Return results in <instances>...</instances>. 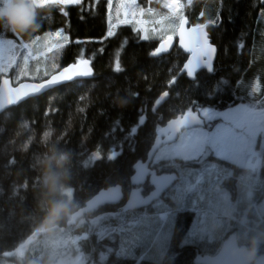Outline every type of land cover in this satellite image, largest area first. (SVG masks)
<instances>
[{
    "label": "trees",
    "instance_id": "16d2710c",
    "mask_svg": "<svg viewBox=\"0 0 264 264\" xmlns=\"http://www.w3.org/2000/svg\"><path fill=\"white\" fill-rule=\"evenodd\" d=\"M161 1L139 0L138 12L148 10L143 12L145 20L156 21L171 14V18H188L191 25L206 26L218 51L212 71L202 70L195 80L182 75L171 85L188 55L178 45L160 57L152 55L160 41L146 40L136 22L124 21L122 0H82L76 5L38 8L40 27L19 34L25 41L35 39L40 47L54 44L46 50L45 59L50 62L51 73L57 66L61 69L85 60L90 61L94 76L30 98L0 115V257L7 254L5 258L13 264H34L46 260L42 255L53 253L56 245L49 249L45 243L33 246L37 237L46 234L38 228L51 200L70 199L74 213L111 186L121 185L127 198L134 165L147 157L158 125L185 114L187 109L226 110L240 103L264 106V0H194L189 6V0H179V11L170 10ZM109 30L114 35L108 36ZM9 32L0 26V33ZM117 63L120 71L116 70ZM165 91H169L167 101L153 113L155 101ZM119 99L129 103L120 106ZM144 115L148 117L145 125L130 135ZM53 145L71 154L68 194L49 195L42 184V161ZM113 148L120 155L108 161ZM97 151L102 159L82 169L81 162ZM71 218L65 216L58 222L55 231L59 233L54 237L59 246L61 235L68 236L69 241L88 236L85 242L71 244L70 255L81 253L95 259L109 246L108 240H98V226H88L85 219L69 226ZM81 220L85 221L83 226H79ZM182 236L183 231L177 232L174 251L161 261L138 262L139 258L107 254L104 264H201L196 261L202 254L200 247L179 246ZM30 237L32 243L23 250L28 254H16L14 251ZM31 246L33 250L28 252Z\"/></svg>",
    "mask_w": 264,
    "mask_h": 264
},
{
    "label": "snow or ice",
    "instance_id": "6c2138e0",
    "mask_svg": "<svg viewBox=\"0 0 264 264\" xmlns=\"http://www.w3.org/2000/svg\"><path fill=\"white\" fill-rule=\"evenodd\" d=\"M3 2L4 0H0V4ZM81 2L82 0H36L38 8L50 5L80 4ZM64 14L67 15L66 12ZM186 22L181 17V29ZM204 27L206 26H197L189 32L190 38L195 39L199 50V54L184 65L186 75L193 80L197 69L201 66L209 71L212 70L211 60L216 51L209 42ZM61 34L62 30L55 35L60 37ZM107 35L112 36L114 33L109 30ZM63 39L67 41L68 37L64 36ZM181 41H183L182 32ZM21 47L28 49L29 45L23 44ZM239 47L242 48L243 45ZM15 48L14 40L5 39L0 33V49L9 53L0 55V74L8 73L15 65L17 59ZM164 50H166L165 46L161 45L152 55H158ZM189 51L192 49L190 48ZM29 55L31 53L22 57L25 65ZM79 63L88 66L85 71L74 72L73 70L78 65L73 64L65 68L59 76H52L44 83L33 85L30 90L27 87L23 90L18 88L14 90V93L10 91L8 95H0V110L7 105L19 103L22 99L39 92L48 85L71 80L74 75H91L90 61L81 60ZM116 70H121L119 63H117ZM3 83L7 85L9 81L5 79ZM168 95L169 93L165 91L155 103L159 105ZM213 121L218 122L213 123ZM143 123L144 117L142 116L138 124L143 125ZM135 132L136 128L131 129L130 135H135ZM258 138L259 145L257 144ZM118 155L120 153L113 148L106 159L115 161ZM101 159V154L98 151L94 152L81 162L80 167L88 169ZM177 159L186 162L183 168L174 163L167 165V162H174ZM162 162L177 170L174 173L161 172L158 174L160 169L155 165ZM225 164L231 167L222 166ZM262 167H264V108L257 109L241 104L227 112H217L210 108H202L196 112L187 109L186 114L171 120L165 128L157 130V139L147 161L135 164L134 175L131 177L135 190L132 191L131 199L127 204L114 214L98 215L93 220L92 223L98 226L95 236L101 241L107 239L109 244L99 254V259L106 260L107 254L116 257L131 256L133 249L148 252L153 247H158L163 251L167 246L176 214L186 205H193L195 201L199 215L192 230L187 234V240L209 242L207 229L209 217L220 214L230 215L234 217L233 222L236 226L232 232L220 239L219 242L224 246V250L206 264H241L239 257L234 255L237 244L236 236L233 234L246 235L256 226L257 219L264 223V195L253 203L251 199L253 192L248 193V204L253 210V215L250 220H241L239 217L243 213L237 212L241 197L237 195L231 199L225 198L222 196V190L229 181L235 182V187H238L245 178L243 175L245 169L258 182L259 170ZM232 168L239 169V172L234 173ZM145 184L148 190L141 195ZM119 198V188H113L100 192L91 199V204L96 208L105 202L114 203ZM133 209L136 211H132ZM150 212L155 214L150 215ZM110 220L115 223H106Z\"/></svg>",
    "mask_w": 264,
    "mask_h": 264
},
{
    "label": "rangeland",
    "instance_id": "374dc122",
    "mask_svg": "<svg viewBox=\"0 0 264 264\" xmlns=\"http://www.w3.org/2000/svg\"><path fill=\"white\" fill-rule=\"evenodd\" d=\"M138 3H139V0H135V3H133V0H122L123 7H122L121 15L124 11V16H123L124 21L127 20V22H131V21L136 22L140 26L139 28L142 29L143 36L146 40L157 42V41H162L163 39L169 36H174L176 34V31L178 29V22L181 21V17L179 15H175L171 18L170 16L172 15L169 14L170 16L167 15L163 18L157 19L156 21L145 20L144 19L145 16L143 12L148 11V10H142L141 12H138V9H137ZM161 4L168 6L167 0H162ZM71 5H76V4H71ZM262 22L264 23V14H262ZM262 28L264 29L263 25H262ZM3 38L14 40L16 44V48L14 49V52L17 56V59H16L15 65L9 70L8 73L0 74V80L2 78H7L8 76H10V78L13 81V84H18L23 81L40 82L48 78L54 73V72L51 73V68L47 64L50 62L45 60L47 58L46 53L48 52L46 50L50 49V47L54 45L53 43H49L45 45L42 44L43 46L40 47L39 46L40 44L35 45V39H30L28 41H25L19 36V34H16V33L14 34L13 32L6 33L5 35H3ZM23 44H28L29 48L28 49L22 48L21 46ZM36 46L40 47V49L37 48ZM28 53H31V55H29L28 62L25 65L22 57L25 55H28ZM6 54H9V53H7V51L4 49H0V55H6ZM58 69H59V66L56 67V71ZM3 75H5V77H3ZM241 104H244V103L237 104L226 110H217L213 108H210V109L217 111V112H227L230 109L237 107ZM204 108H209V107H204ZM253 108L261 109V108H264V106L260 107L257 105L256 107H253ZM217 122L218 121H213V123H217ZM257 143H260L259 138L257 139ZM245 173L246 172H244L243 175H245ZM247 175L250 178H252L248 172H247ZM249 190L253 192V196L251 198L253 203H255L256 200H259L260 197L264 195V185L261 184L260 180L256 183V185H254L253 188L249 185ZM243 195L247 199V201H249L248 193H244ZM222 196L230 199L228 194H222ZM239 196L241 197V194ZM165 203H168V201H165ZM188 207H190V205L182 209L180 213L184 212V210ZM197 207L198 205H195L194 207L192 206L191 211L195 213V219L190 223L189 229L183 239V243L184 244L199 243L200 246L202 247V254L210 255L213 252H215L216 249L221 247L220 245L222 244H220L219 241L225 236V233L229 229L234 228L236 226L233 222L234 217H231L230 215L225 216L223 214L210 216L208 219V223H207V229H208V233L210 237L209 242L205 243L201 241H196V242L188 241L186 238L187 234L192 230L193 226L196 223V218L199 215V212L197 211ZM237 212L243 213V215L239 217L241 220L243 219L250 220L253 215V210L250 206L248 207L247 210L242 207H237ZM149 214L154 215L155 213L150 212ZM178 214L179 212L176 215ZM84 223H85L84 220L79 221V224H80L79 226H83ZM175 227H176V224H175V221L173 220L171 234L168 239L167 246L163 251L158 247H153L148 252H144L141 249H133V254L127 257L133 260L139 258L138 262H140L143 259L150 260V261H161L165 257L167 252L174 251L173 235H174ZM58 233H59L58 231H54L52 233H46L42 237H37L36 242H33V244L35 243L33 246L38 245L40 247L44 245L45 243V245H48V249L56 245L53 248V253L52 252L51 254L47 253V256L42 255V257L46 258L45 261H47V263L46 262H35L34 264H63L64 262L63 260L66 258V255H69L72 252L71 244L73 242L71 241H73L74 239L69 241L68 236L61 235L60 245L62 247H60L58 243L59 242L58 238L54 237V236H57ZM249 233L251 234V236H255L258 233H264V223L260 222V220L257 219L256 226L252 228V230ZM87 237L85 236L83 241L82 240L81 241L85 242ZM239 241L241 242L240 238H239ZM33 246L28 248L27 251L28 252L32 251ZM41 251H45V250L43 249ZM63 256L65 258H60L57 261L59 257H63ZM36 257L38 258V255ZM1 261L4 263H1ZM55 261L57 262L55 263ZM68 261H69L68 264H89V261H91V264H104L105 263L104 261H101L99 259V255H96L95 259L91 260L89 259L87 255L83 254L82 256L81 253H78L75 256L74 254H71L69 256ZM0 264H13V261L7 260L5 257H0ZM30 264H32V262H30ZM256 264H264V257H258L256 260Z\"/></svg>",
    "mask_w": 264,
    "mask_h": 264
},
{
    "label": "clouds",
    "instance_id": "9594fccd",
    "mask_svg": "<svg viewBox=\"0 0 264 264\" xmlns=\"http://www.w3.org/2000/svg\"><path fill=\"white\" fill-rule=\"evenodd\" d=\"M38 7L36 0H4L0 4V26L16 34H26L36 31L38 23ZM120 106L129 101L119 99ZM71 162V154L53 145L42 161L44 174L42 184L49 195L57 193L68 194L71 189L67 187L69 175L67 168ZM73 215L70 199L51 200L48 203L47 215L38 228V231L52 233L56 230L58 222L65 216ZM264 245V233L252 236L246 247L236 250L242 264H256L257 255Z\"/></svg>",
    "mask_w": 264,
    "mask_h": 264
},
{
    "label": "water",
    "instance_id": "95a60500",
    "mask_svg": "<svg viewBox=\"0 0 264 264\" xmlns=\"http://www.w3.org/2000/svg\"><path fill=\"white\" fill-rule=\"evenodd\" d=\"M184 19H185L187 22L184 24L183 29L180 28V24H179L178 29H177V34H176V36H170L171 39H169V37H168V38L164 39L163 41H161V42L157 45V49H158L159 47H161V45H164V46H165V49H166V50L161 51V52L158 54V55H162V54H165V53H167V52L172 51V50L178 45V46H179V47H180V48H181L186 54H188V59H187V61L185 62V64H186L189 60L193 59L195 56H197V55L199 54V50H198L197 45H196V43H195V39H194V38H190V36H189V32H190V30H191L192 28H196L197 26H203V25H191L190 22H189V19H188V18H184ZM181 32L183 33V41H181ZM204 32L207 33L208 40H209V42L212 44L211 39H210V37H209V34H208V32L206 31L205 28H204ZM212 45H213V44H212ZM213 46L215 47L216 51H215V53H214V55H213V58H212V60H211L212 70H213V66H214V63H215V61H216L217 53H218V51H217V47H216L215 45H213ZM190 48L192 49V51H189ZM74 64H77V65H78V67H77L76 69L73 70L74 72H77V71H85L86 68L88 67V66H86V65H84V64H81V63H79V62H78V63H74ZM185 64H184V65H185ZM71 65H73V64H71ZM71 65L65 66V67H63V68L57 70V71H56L55 73H53L49 78H47V79H45V80H43V81H40V82L23 81V82H20V83H18V84H13V81H12L11 78H8V77H7V78H3V79L0 81V95H8V94L10 93V91L14 93V90H15V89H18V88L21 89V90H23V89H25V87H27V89L30 90L31 87H32L33 85H37V84L44 83L45 81L51 79L52 76H59V74H60L65 68H67V67H69V66H71ZM90 68H91V75H83V76L74 75V76H73V79H71V80H67V81H63V82H60V83H56V84H52V85H48L47 87H45L44 89L40 90L39 92H37V93H35V94H32V95H29V96H28L27 98H25V99H22L19 103H16V104H13V105H7V106L4 107L2 110H0V115H1L3 112H5L6 110L12 108L13 106L19 105V104H21V103L27 101V100L30 99V98L38 97V96L44 94L45 92H48V91L53 90V89H55V88H58V87H61V86L67 85V84H69V83H71V82L78 81V80H82V79H84V80H85V79H92L93 76H94V71H93V68H92V66H91V63H90ZM205 69L208 70V69H207L206 67H204V66H201L200 68H198L197 71H196V73H195V79H196L198 73L201 72L202 70H205ZM212 70H211V71H212ZM208 71H209V70H208ZM180 75H186V70L184 69V66H183L182 70L180 71ZM186 76H187V75H186ZM187 77H188V76H187ZM188 78H189V77H188ZM5 79H7V80L9 81V83H8L7 85H5V84L3 83V81H4ZM189 79H190V80H193L192 78H189ZM195 79H194V80H195ZM167 92H168V91H167ZM168 93H169V92H168ZM162 95H163V94H161V96H162ZM161 96H160V97H161ZM168 96H169V95H168ZM160 97H159V98H160ZM167 98H168V97H165V98L163 99V101H162L159 105H157V104L155 103L154 110L158 109V108H159V107H160V106L166 101ZM185 114H186V113H185ZM183 115H184V114H183ZM180 116H182V115H179V116H177V117L174 118V119H178V118H180ZM145 120H146V118L144 117V122H145ZM172 120H173V119H172ZM170 121H171V120H170ZM170 121H169V122H170ZM167 124H168V122H167ZM167 124H165L162 128H165V127L167 126ZM154 145H155V142H154V144L152 145L151 149L154 147ZM151 149H150V151H149L148 156H149L150 153H151ZM146 161H147V159H146V160H140V161H138V162H146ZM134 166H135V165H134ZM133 175H134V173H133ZM133 175H132V176H133ZM130 182H131V180H130ZM131 184H132V182H131ZM132 185H133V184H132ZM133 186H134V185H133ZM113 188H119V190H120V198H119L118 201H116V202H114V203H119V202H121V201L125 198L124 189H123V187H122L121 185H115V186H111V187H108V188L102 189V190H100L96 195H94L91 199H93V198H95V196L99 195L100 192H106V191H109L110 189H113ZM134 190H135V188L132 189V190L129 192V194H128V198H127V202L131 199V193H132V191H134ZM141 195H143V192L141 193ZM91 199L88 200V201L86 202V204H85L83 207H81L80 209H78L76 212L73 213L72 218H71V220H70L69 223H68L69 226L75 224V223H76L79 219H81L84 215H86V214H88L89 212H91V211L97 209L99 206L110 203V202H105V203H103V204H101V205H98L96 208H94V207L92 206V204H91ZM127 202H126V204H127ZM126 204H125V205H126ZM125 205H124V206H125ZM124 206H123V207H124ZM117 212H118V211H117ZM115 213H116V212H115ZM111 214H114V213H110L109 215H111ZM230 239H231V238H230ZM32 241H33V238L30 237L25 243H23L22 245H20V246L14 251V252H15V253H18V254H22V253H23V249H24L25 247H27L29 244H31ZM225 243H227V241H226ZM236 244H237V249L242 248V247H245V246L240 247V246L238 245L237 237H236ZM223 250H224V246H222V248H221V250L219 251V253L222 252ZM219 253H218V254H219ZM218 254H216L215 256H210V255H198V256L196 257V261L199 262V263H201V264H206L207 261L214 260ZM234 255H235V253H234ZM2 256H7V254H3ZM236 256H237V255H236ZM239 259H240V258H239ZM240 261H241V260H240ZM241 264H242V261H241Z\"/></svg>",
    "mask_w": 264,
    "mask_h": 264
},
{
    "label": "flooded vegetation",
    "instance_id": "af4514ba",
    "mask_svg": "<svg viewBox=\"0 0 264 264\" xmlns=\"http://www.w3.org/2000/svg\"><path fill=\"white\" fill-rule=\"evenodd\" d=\"M188 55V54H187ZM167 101V100H166ZM165 101V102H166ZM200 108H198V109H192L194 112H196V111H198ZM176 118V117H175ZM172 119H174V118H172ZM171 119V120H172ZM148 120V117L146 118V120H145V122L143 123V125H139V124H137V128H136V132H135V134L137 133V131H139V129L140 128H142L144 125H145V123H146V121ZM170 121V120H169ZM168 121V122H169ZM166 124H167V122H166ZM165 125V124H164ZM164 125H158L157 126V128H156V131H155V135H154V137H153V143H152V145L154 144V142L156 141V139H157V130L158 129H160V128H162ZM258 145H259V143H257ZM152 145L150 146V149H151V147H152ZM150 149L148 150V153H147V157H148V154H149V151H150ZM147 157L144 159V160H146L147 159ZM172 163H174L175 165H177V166H179L180 168H183L184 167V165H185V163L186 162H184V161H182V160H179V159H177V160H175L174 162H167V165H171ZM190 167H194L193 165H189ZM222 166H224V167H231L230 165H222ZM155 167L156 168H158V169H160V171H158V174H161V172H163L164 174H168V173H174L177 169L176 168H173V167H171V166H166V164H165V162H162L161 164H159V165H155ZM232 171L234 172V173H236V172H239V169H235V168H232ZM244 172H246L245 173V175H244V180L243 181H241L240 183H239V185H238V187H235V182H233V181H229V182H227V186L222 190V194H228L229 195V197H230V199L231 198H233V197H236L237 195H240L241 194V203L239 204V205H237V207H242V208H244V209H248V207H249V204H248V201H247V199L244 197V193H249V192H251V190H249V185L253 188L254 187V185H256V180L255 179H253V178H250L248 175H247V170L245 169L244 170ZM257 180L259 181H261V184L262 185H264V167H262L260 170H259V176H258V178H257ZM146 185V184H145ZM127 187H129V190H128V194H129V192L132 190V189H134L135 187L131 184V182L127 185ZM125 191V190H124ZM144 193H145V191L143 190V195H144ZM127 198H128V196H127ZM127 198H124L121 202H119V203H108V204H104V205H101V206H99L97 209H95V210H93V211H91V212H89L88 214H86V215H84L81 219H85V221L88 223V226H94V224L92 223L93 222V220L98 216V215H104V214H110V213H115V212H117V211H119L125 204H126V202H127ZM233 202L235 203V201L233 200ZM195 205H197V203L194 201L193 202V205H190V207H188V208H186L185 210H184V212H179V214L178 215H176L175 216V218H174V221H175V224H176V227H175V231H174V235H173V241L175 240V238H176V234H177V232H181V231H183V236H182V238L184 239V237H185V235H186V233H187V231H188V229H189V226H190V223L195 219V213L193 212V211H191L192 210V206L194 207ZM186 206H188V205H186ZM112 209V211H109V209ZM116 210V211H115ZM235 228V227H234ZM234 228H231V229H229L226 233H225V236L226 235H228L230 232H232L233 231V229ZM233 235H235L236 237H237V240H238V245L240 246V247H242V246H247V244H248V242H249V240L251 239V234L250 233H247L246 235H239V234H233ZM229 238H231V237H229ZM239 238L241 239V242L239 241ZM226 242V241H225ZM30 245V244H29ZM28 245V246H29ZM194 245H197L198 247H200V249H201V253H202V247L200 246V244L199 243H196V244H194ZM27 246V247H28ZM221 247H219L218 249H216L215 250V252H213L212 254H210V256H215L216 254H218L219 253V251L221 250V248H222V246L223 245H220ZM27 247H25V248H27ZM262 248H264V245H262L261 246V248H260V251L259 252H264V251H262ZM24 250V249H23ZM16 254H18V253H16ZM26 254H28L26 251H23V253L22 254H20V256L22 257V256H25ZM259 254H262V253H258V255ZM3 255V254H2ZM198 255H204V254H198ZM262 255H264V254H262ZM69 256H70V254L68 255V256H66V258L65 257H59L58 259H57V261L60 259V258H65L63 261V264H68L69 263V261H68V259H69ZM4 257V256H3ZM57 261H55V263L57 262ZM44 262H46L47 263V261H45L44 260Z\"/></svg>",
    "mask_w": 264,
    "mask_h": 264
},
{
    "label": "bare ground",
    "instance_id": "6f19581e",
    "mask_svg": "<svg viewBox=\"0 0 264 264\" xmlns=\"http://www.w3.org/2000/svg\"><path fill=\"white\" fill-rule=\"evenodd\" d=\"M193 1H194V0H189V2H188L189 4L187 3V6L191 5ZM200 16H202V14H201ZM206 31H207V30H206ZM212 44H213V43H212ZM213 45H214V44H213ZM156 49H157V46H156V48H155L154 51H156ZM172 51H173V50H172ZM172 51H170V52H172ZM167 53H169V52H167ZM167 53H165V54H167ZM162 55H164V54H162ZM162 55H155V56L160 57V56H162ZM181 76H182V75H180V72H179L178 77L175 78V79L171 82V85H174V84L176 83V81L179 79V77H181ZM49 77H50V76H49ZM49 77H48V78H49ZM46 79H47V78H46ZM44 80H45V79H44ZM82 80H84V79H82ZM50 91H51V90H50ZM48 92H49V91H48ZM168 92H169V91H168ZM45 93H47V92H45ZM45 93H44V94H45ZM42 95H43V94H42ZM40 96H41V95H40ZM38 97H39V96H38ZM168 97H169V96H168ZM166 100H167V99H166ZM164 103H165V102H164ZM164 103H163V104H164ZM163 104H162V105H163ZM162 105H161V106H162ZM154 106H155V105H154ZM161 106H160V107H161ZM160 107H159V108H160ZM159 108H158V109H159ZM158 109L154 110V107H153V113H156ZM143 117L147 118L146 115H144ZM73 225H74V224H73ZM82 225H83V224H82ZM75 230H76V229H75ZM64 231H65V230H64ZM42 233H43V232H42ZM85 233H86V231H85ZM39 234H40V233H39ZM86 237H87V236H86ZM195 244H196V243H195ZM191 245H194V244H191ZM167 253H169V252H167ZM167 253H166V254H167Z\"/></svg>",
    "mask_w": 264,
    "mask_h": 264
},
{
    "label": "built area",
    "instance_id": "2783aa9c",
    "mask_svg": "<svg viewBox=\"0 0 264 264\" xmlns=\"http://www.w3.org/2000/svg\"><path fill=\"white\" fill-rule=\"evenodd\" d=\"M178 2L177 0H168V6L172 9V10H180L181 6L179 5V7H177Z\"/></svg>",
    "mask_w": 264,
    "mask_h": 264
},
{
    "label": "crops",
    "instance_id": "0c3cea01",
    "mask_svg": "<svg viewBox=\"0 0 264 264\" xmlns=\"http://www.w3.org/2000/svg\"><path fill=\"white\" fill-rule=\"evenodd\" d=\"M184 245H191V244H184V243H183V240H180V242H179V246H184Z\"/></svg>",
    "mask_w": 264,
    "mask_h": 264
}]
</instances>
